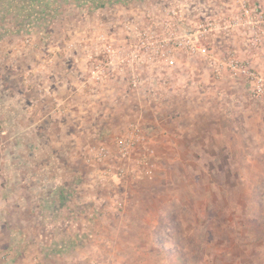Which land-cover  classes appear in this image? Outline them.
Wrapping results in <instances>:
<instances>
[{"label": "rangeland", "instance_id": "1", "mask_svg": "<svg viewBox=\"0 0 264 264\" xmlns=\"http://www.w3.org/2000/svg\"><path fill=\"white\" fill-rule=\"evenodd\" d=\"M243 1L264 8V0H0V190L16 193L13 221L0 226L1 264H17L12 244L26 250L18 264H264V99L230 69L216 72L233 55L264 72V47L254 49L244 29L198 32L234 19ZM190 30L211 63L191 54ZM146 39L133 89L130 67L109 66L105 44L124 59ZM175 41L170 64L162 53ZM133 125L145 140L117 163L116 140ZM101 147L112 155L95 162ZM109 163L125 175L112 181ZM77 181L64 194L78 204L72 219L74 209L66 217L56 206L59 187Z\"/></svg>", "mask_w": 264, "mask_h": 264}, {"label": "built area", "instance_id": "2", "mask_svg": "<svg viewBox=\"0 0 264 264\" xmlns=\"http://www.w3.org/2000/svg\"><path fill=\"white\" fill-rule=\"evenodd\" d=\"M240 13L234 18L231 19L229 22L226 21L223 26L221 24L216 23L214 20L207 22L204 25H200L198 30L201 35H209L214 31H223L224 34L230 35L235 30L244 29L245 32L250 35L249 43L252 45L254 49H259L264 47V8L257 5H251L248 1H243L240 4ZM171 13L174 15L177 14L176 10H172ZM188 38V47L192 55H199L205 57L209 63L214 58L211 56L212 51L205 45L200 43V39H197L196 34L190 30ZM153 39V37H150ZM194 38V39H193ZM104 41V37H103ZM148 41L149 39L141 40L138 44L134 46V49L131 50V54L128 58H122V56L118 57L119 55L116 54V50L113 47L106 43L105 44V52L107 59V64L109 66H113L114 64L128 65L130 67L131 72V81L130 87L137 88L142 80L141 71L143 69V63L145 62L146 52L148 50ZM164 45L166 42L163 41ZM175 48L171 50H167L162 53V57L166 61H169L170 64L175 63L174 54L171 53L174 51H179L182 43L179 41H175L173 43ZM163 46V45H162ZM130 58V59H129ZM162 59V58H161ZM128 63V64H127ZM131 63V64H130ZM127 67V66H125ZM220 68L216 69V72L219 76H221L223 69H230V72L234 73L235 77H242L246 80L248 85V92L250 95L258 100L264 99V72H261L258 68L253 66L249 61H241L237 55L230 56L229 58L226 57V60L221 62L219 65ZM103 65L96 62V65L92 72V78L101 81L104 79L100 74L102 71ZM120 73H125L124 67L119 70ZM145 138L141 132L139 126H134L131 131L124 132L117 140H116V148L117 152L114 155L115 160L117 163H124L130 160L131 155L135 148L142 142H144ZM94 153V161L95 162H105L111 157V152L107 150L106 147H101L95 150ZM107 171H105V175L108 176L112 181L118 179L120 176L125 175V170L122 167L114 168V165L109 163ZM6 261H9L8 257H5ZM12 264V263H11Z\"/></svg>", "mask_w": 264, "mask_h": 264}, {"label": "crops", "instance_id": "3", "mask_svg": "<svg viewBox=\"0 0 264 264\" xmlns=\"http://www.w3.org/2000/svg\"><path fill=\"white\" fill-rule=\"evenodd\" d=\"M73 136L74 135H72L69 139H72ZM75 138L77 139V137H75ZM71 155L73 158L77 159V151H75V156H74V154H71ZM74 175H75L74 176L75 178L78 177L77 172H75V171H74ZM77 184H78V181L75 184L67 182V183H65V185L62 188L59 187V189H60L59 191L61 192L62 198L65 197L64 194L71 191V189H73L75 187V185H77ZM53 187H51V188H53ZM53 190H56V188L55 189L53 188ZM51 191H52V189H51ZM15 197H16V193H13V191L6 194L5 191H3L2 189L0 190V226H1V228H2V226H5V224L13 221V219H12L13 214H11V211L14 210V207H15V204H14L15 200H13V199H15ZM49 202L51 203V200H49ZM18 203L19 202H17V204ZM76 204H73L70 200L67 199V196H66L65 198H63L62 204L59 203V205L56 206L57 212L58 213L61 212V213L65 214L66 217H69V216H71V214L69 215L68 212L71 209H74V211H71V212H73L72 213L73 216H71L70 218H72V217L78 215V213H79V211H78L79 209L77 206L78 204L77 205ZM3 235H5V234H3ZM25 252H26L25 248H24V251L20 250V248L16 247V244H12L8 248V254L10 255L11 260L16 262L17 264L19 263V260H21L20 258L22 256L26 257L27 254L25 255ZM25 257H23V258H25ZM0 264H1V262H0Z\"/></svg>", "mask_w": 264, "mask_h": 264}]
</instances>
